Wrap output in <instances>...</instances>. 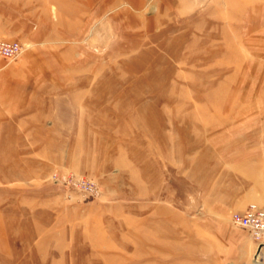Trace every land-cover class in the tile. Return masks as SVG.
Masks as SVG:
<instances>
[{
  "label": "rangeland",
  "instance_id": "rangeland-1",
  "mask_svg": "<svg viewBox=\"0 0 264 264\" xmlns=\"http://www.w3.org/2000/svg\"><path fill=\"white\" fill-rule=\"evenodd\" d=\"M0 264H264V0H0Z\"/></svg>",
  "mask_w": 264,
  "mask_h": 264
},
{
  "label": "built area",
  "instance_id": "built-area-1",
  "mask_svg": "<svg viewBox=\"0 0 264 264\" xmlns=\"http://www.w3.org/2000/svg\"><path fill=\"white\" fill-rule=\"evenodd\" d=\"M18 42L0 40V58L12 59L21 52ZM233 225L245 229L258 248H264V209L256 204H250L244 212L231 215Z\"/></svg>",
  "mask_w": 264,
  "mask_h": 264
},
{
  "label": "bare ground",
  "instance_id": "bare-ground-1",
  "mask_svg": "<svg viewBox=\"0 0 264 264\" xmlns=\"http://www.w3.org/2000/svg\"><path fill=\"white\" fill-rule=\"evenodd\" d=\"M262 251L264 252V248H259V251L257 252V255H256L257 260L261 259Z\"/></svg>",
  "mask_w": 264,
  "mask_h": 264
},
{
  "label": "crops",
  "instance_id": "crops-1",
  "mask_svg": "<svg viewBox=\"0 0 264 264\" xmlns=\"http://www.w3.org/2000/svg\"><path fill=\"white\" fill-rule=\"evenodd\" d=\"M264 205V204H263ZM262 209H264V208H262Z\"/></svg>",
  "mask_w": 264,
  "mask_h": 264
}]
</instances>
